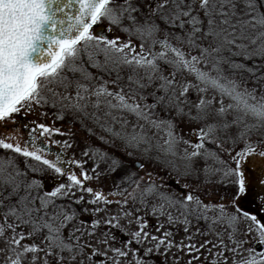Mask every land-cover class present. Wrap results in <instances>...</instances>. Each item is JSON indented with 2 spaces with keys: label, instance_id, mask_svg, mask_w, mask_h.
Listing matches in <instances>:
<instances>
[{
  "label": "snow or ice",
  "instance_id": "snow-or-ice-1",
  "mask_svg": "<svg viewBox=\"0 0 264 264\" xmlns=\"http://www.w3.org/2000/svg\"><path fill=\"white\" fill-rule=\"evenodd\" d=\"M105 22L108 32L118 29L125 38L97 32V27ZM101 53L103 64L96 59ZM85 54L92 67L116 74L111 83L118 91L109 90L107 80L94 88L89 86L92 74L81 64ZM236 56L246 61L264 60V0H0V123H15L17 115H28L47 105L46 92L60 96L50 86L68 89L73 82L66 73H79L75 103L65 107L87 115L90 104L96 110L103 106L107 109L104 115L113 120L117 119L114 112L134 116L139 132L135 128L131 133L127 131L125 117H120V131L104 128L123 141L127 149L146 146L144 151H151V137L139 124L147 122L157 131H164L163 143L155 147L165 157H177L181 143L192 148L188 152L186 147L179 157L185 161V177L195 175L197 181L200 179L195 160L203 157L220 165L204 168L205 185L213 183L211 178L220 173L236 189L231 194L232 211H228L223 203L205 204L197 194L198 185L185 182V191L176 194L164 190L151 178V173L142 184L143 178H137L135 172L128 173L120 160L99 151H85V157L91 154L110 161L109 172L125 171V177L115 185L117 190L105 195L86 184L93 179L99 181L103 173L93 169V175H89L81 161L65 160L61 154L55 160L47 158L49 145L41 138L65 133L33 120L24 125L30 128L27 139L21 141L15 135L0 138V243L4 245L0 253L4 254L5 264H153V254H161L162 248L165 257L176 249L173 264H181L183 256L179 254L188 256L184 264H264V193L253 191V183L242 170V161L247 158H264V148L258 149L250 139H245L264 130V94L258 100L255 88L242 89L234 78L238 72L247 71L258 84H264V76H256L252 68L236 63ZM125 69L129 73L127 91L121 85L120 75ZM166 71L168 75L164 74ZM185 74L194 76L198 83L178 79ZM156 83L158 88L151 93L154 102L146 103L148 97L141 95V90ZM193 88L198 93H218L219 107H213L214 99L201 97L190 101L188 96ZM225 99L231 103L225 104ZM51 106H57L54 99ZM160 106L174 109L180 122L190 126L189 134L197 142L177 134L176 118L153 119L152 111ZM230 113L237 114L231 121L227 119ZM249 117L254 121L251 124L246 122ZM58 118L63 119V115ZM96 120L99 122V117ZM233 127L239 130L231 138L232 143L244 140L246 144L235 155L228 152L224 147L227 141L218 135ZM208 143L228 153L231 163L221 159L217 151L206 148ZM259 143L264 144V138ZM71 147L64 141V148ZM127 155L132 156L133 152L128 151ZM18 157L24 158L26 169L20 167ZM65 164H74L80 169L79 174L66 169ZM138 166L144 167L142 163ZM45 170L56 177H66L67 183L60 182L54 190L43 191L41 180L30 173ZM125 183L128 187H122ZM256 183L264 189V176L257 178ZM75 190L92 198L85 201L84 195L77 197ZM249 195L260 200L255 213L243 206ZM109 196L120 199L113 201ZM65 198L76 205H96L92 215L107 211L106 207H99L101 204L115 203L120 211L93 220L91 231H82L81 219L80 226L66 234L65 229L78 219V213L71 203H57ZM149 208L158 221L154 231L145 218ZM171 209L179 216H174ZM209 211L218 215L208 224V232H216L218 224L227 225L230 244L218 232L219 243L208 240L197 245L191 243V235H187L189 243L175 241L169 227L183 225L188 234L189 217L208 221ZM83 212L87 213L88 208L84 207ZM243 221L249 222L246 230L240 228ZM105 226L107 230H103ZM84 236L89 239L81 243ZM212 249L218 250L209 261L204 251L212 256Z\"/></svg>",
  "mask_w": 264,
  "mask_h": 264
},
{
  "label": "rangeland",
  "instance_id": "rangeland-1",
  "mask_svg": "<svg viewBox=\"0 0 264 264\" xmlns=\"http://www.w3.org/2000/svg\"><path fill=\"white\" fill-rule=\"evenodd\" d=\"M106 24V22H105ZM107 25V24H106ZM119 36L121 35V33L118 34ZM138 43V42H137ZM235 50V49H234ZM193 54H196L195 52H193ZM226 55H228L226 53ZM97 60L100 61L101 64H103V54H99L96 57ZM233 60L236 63H243L245 64L246 68H252L253 71L255 72L256 76H264V60H261L259 58H254L252 60H244L243 57L241 56H236L233 57ZM81 64L83 66V68L92 74L93 79L89 83V86L94 88L96 86H98V84L102 81L105 80V76L107 71H104L103 69L100 68H94L91 66V63L88 62V57L85 54L83 56V59L81 61ZM210 70V68H209ZM165 75H168L169 73L166 71L164 73ZM215 73H213L214 75ZM226 75L230 74L228 72L225 73ZM66 75L68 76L69 81H72V87L65 89L62 86H58V85H51L50 87H52L56 92L60 93V96L58 97H53L51 92H46V95L49 97V103L43 107H38L37 111L33 112V116H39L36 120L39 123H45L47 126H51L53 127L54 125L57 126H63V127H82L84 129H88L91 127H94L95 125L101 124V125H109V124H113V125H122V121L120 120V117H125L128 121V127H130V129H136V127H139L137 120L134 116L126 114V113H120V112H114L113 115L117 117L116 120H113L112 117L109 116H105L104 113L107 111V109L105 107H101L100 110H96L94 108L91 107V104L89 106V108L87 109V115L84 113H77L74 110H72L70 107H65V105H71L72 103H75V81L77 79H80L79 73L73 74L71 72L66 73ZM140 75H143V72L140 73ZM235 79H237L243 88H248L250 91L255 88L256 89V97L259 100L260 96L262 94H264V84H258L256 79L252 76V73H249L247 71H243L242 74L241 73H237L234 77ZM179 80H187L190 81L192 83H198L194 76H188L185 74L184 77H178ZM128 83V82H127ZM109 86V90H113V91H118L119 89L116 87V85H108ZM125 87V91L128 90L127 88V84L124 85ZM158 88V83L153 84L149 89L147 90H141V95H145L147 96V100L146 103H153L154 102V98L152 97L151 93L155 92L156 89ZM67 96L69 97L68 100H62L61 98ZM205 98L208 100H213L214 99V104L213 107L217 108L219 107V94L213 92L212 90H209L207 93H198L197 90L195 88L191 89L189 92V96L188 99L190 101H197L198 98ZM56 101L57 106L55 108H53L51 106L52 100ZM95 98L92 97V100H94ZM227 103H231V101L225 99V104ZM186 111L188 110L187 108L185 109ZM147 111V109H146ZM194 112V109H193ZM40 113H47L46 116L44 115H40ZM63 115V119H59L58 116L59 115ZM237 114L236 113H230L227 117V119L229 121L233 120L235 118ZM96 117H99V122H97ZM152 118L153 119H169V118H176V122L178 123V129H177V134L181 135L184 137V139H188L191 142L195 143L197 142V138L195 136H191L189 134V128L190 126L187 125L186 123L180 122L179 118L176 117V113L174 109H168L164 106H160L157 109H154L152 111ZM45 119V120H44ZM46 120H49V123L46 122ZM247 123L251 124L254 121L249 117L246 120ZM140 125H143L145 131L147 132V134L151 137V142H152V147H151V151L149 152H145L144 151V147H142L143 149L139 152V151H132L133 155L130 157L132 160L133 159H138L139 161H141V163L144 165V167L141 169L140 168V173L143 174L146 182L148 181L149 177H148V173L152 174V179L155 180L157 178L158 174H165L168 175L169 177H172L174 179H177V181H179L180 185H183L185 182L190 183V184H194V185H198V189H197V194L200 196L201 200H205V197H209V200H211V198L217 197L221 191V193L224 192V195L226 196V200L222 199L218 202V204L223 203L226 205V207L228 208L230 203L228 202L231 199V195L228 194V189L229 186L231 185L228 180H225L222 176V174L217 173L215 176H213L211 179L213 181V183L211 184H204V168L205 167H220L219 164L215 163L213 160H207L205 161V159L203 157H198L195 160V167L196 169L199 170V177L200 179L197 181L195 179V175L192 177H185L184 176V163L185 161L181 160L179 157L183 156L184 154V149L187 147L188 152L192 151V148L189 147L188 145H184L183 143H181L178 146V156L173 158V157H165L162 153H160L158 151V149L155 147L157 143H163V140L165 138V133L163 130L157 131V129L153 128L150 124H148L147 122L144 121H140L139 122ZM191 127H198L197 126H191ZM242 127V125H241ZM238 128L237 127H233L232 129H230L227 133H218V135L220 136V138L224 141H227L224 144V147L228 149V152H230L232 155H235V153L237 151H242L245 147V141L244 140H238L235 144L232 143V137H234L237 132H238ZM1 134L0 137L3 138L5 136H10V135H15L19 138V133L18 132H13V131H5V129H1ZM261 138H264V130H261V132L257 133V132H253L250 134L249 137H245V139H250L251 143L253 145H257L258 149H260V146L262 144L259 143V140ZM219 142V141H218ZM206 148H208L211 151H217L218 154L220 155V158L228 161L229 163H231V160L229 159V155L228 153L219 151L216 147L215 144L212 143H208L206 144ZM121 151H123L122 149H120ZM117 151V149L115 150ZM72 152V157H77V154H79L78 152H76L74 149H71ZM120 152V151H119ZM122 153V152H120ZM124 153V152H123ZM255 157H259L258 155L254 156ZM171 160L172 163H168L167 161ZM260 166V165H259ZM260 168V167H259ZM242 170L245 172L246 174V179L251 181L253 183V191L254 192H261V189L259 188V185L256 183L255 177L257 176V178L262 177L263 173L261 171V169H257L254 170L251 167L250 164V157L245 160L242 161ZM255 171H260L259 174H255ZM256 175V176H255ZM223 180V183H221L220 181ZM233 186H231L232 188ZM220 193V195H221ZM252 195H249V197H251ZM224 197V196H223ZM254 200H256L257 202V209H259V205H260V200L258 198H255L254 196H252ZM230 198V199H229ZM112 206V205H110ZM261 211H264V209H261ZM147 213L149 215H151V210L149 211V209H147ZM247 221H243L242 225L240 226L241 229H245L247 228ZM216 232L220 233L223 235V238L225 239L226 242H228L230 244V242L227 240L228 237V233L230 232V229L228 228H219L216 227ZM216 232H208V229H203L202 226V219L197 221L195 218H193V225H192V229L190 231V234L193 237V240L191 241L192 243H195L197 245L204 243L205 241L211 240L214 243H219L218 237L216 235ZM201 233H207L205 234H201ZM253 235H255V233H253ZM179 241L183 240L185 243L188 242L187 240V234H179L178 235ZM4 245L3 243H0V248H3ZM218 249H212L213 255L210 256V259H214L215 256V252ZM208 252L207 250L204 251V256H207ZM209 256V255H208ZM0 264H5V259H4V254L0 253Z\"/></svg>",
  "mask_w": 264,
  "mask_h": 264
},
{
  "label": "flooded vegetation",
  "instance_id": "flooded-vegetation-1",
  "mask_svg": "<svg viewBox=\"0 0 264 264\" xmlns=\"http://www.w3.org/2000/svg\"><path fill=\"white\" fill-rule=\"evenodd\" d=\"M103 26H105V31H107V25L104 24ZM108 32V31H107ZM110 34V37H116L119 36L118 34L121 33L120 37L122 39L125 38V34L120 32L118 29H113L112 32H108ZM128 70L125 69L123 71H121L120 75L122 77L121 80V85L124 86L127 84V75H128ZM116 74L113 73H106L105 76V80H107L109 82V85H114L111 83L112 80L115 79ZM39 116H33V112L29 113L28 115H17L15 118V123H13L12 121H8L7 123H0V131L1 129H5V131L9 130V131H13V132H18L19 133V139L21 141L27 139V134L28 131L30 130V128H26L24 127L25 124H29L30 122L33 120H36ZM45 120V119H44ZM47 123H49V120H46ZM49 126V125H48ZM51 127V126H49ZM107 127H113L115 128V130L120 131L122 125H113V124H109V125H103V127H101V124L95 125L94 127L88 128V129H84L82 127H63V126H57L54 125L53 128H59L62 132L65 133V135H58V134H53L50 137L47 138H41V141L44 144L49 145L48 147V151L45 153V155L47 156V158L55 160L56 155L57 154H61L62 158L67 160V159H73L74 157H72V152L71 149H74L76 152H78L79 154H77V157H75L74 159L81 161V163H83L84 165V170L88 172L89 175H93L92 170L96 169L97 172H101L104 175L101 176V179L99 181L93 179L92 181H88L86 182L87 186L93 187L94 189L100 190L102 191L105 195H107L110 191H116V184H119L121 182V180L125 177V171H121L118 170L117 172H109V163L110 161H105V160H101L99 156L96 155H89L88 157H85L83 155V153L85 151H99L100 153H105L108 157L111 158H115L118 159L122 162V164L125 166V169L127 170L128 173L131 172H135L137 178H143V180L141 181V183L143 184L144 182H146L143 174H141L140 168L138 166L139 163H141V161H139L138 159H131V156L127 155L128 151H134L135 149H127L126 145L124 144L123 141L116 139L115 137L111 136L108 132H106L104 130V128ZM136 131L139 132L140 131V127H136ZM127 131L129 133H131L133 130L130 129V127L127 126ZM1 134V132H0ZM1 138V137H0ZM64 141H68L72 147L71 148H64ZM38 143H40V141H38ZM264 144H262L260 146V149H262V146ZM256 148L257 145H253ZM144 146H141V148L139 150L136 151H141ZM117 149V151H115ZM120 149H122L123 151H121ZM122 153H120V152ZM124 152V153H123ZM18 161L20 162V167L22 169H26V164L24 162V158L23 157H18ZM28 163H31L33 165L36 164L35 161H29ZM97 165H99V167L97 168ZM64 167L66 169H70L73 172H76L77 174H79L80 169L77 168L74 164L69 166L67 164L64 165ZM30 175L33 178L36 179H40L41 182L44 185V189L43 191H51L54 190L55 186L58 185V183L60 182H64L67 183V179L66 177L64 178H59L56 177L55 175H53V173L50 170H45V171H38L35 173H30ZM157 184H160L163 186L164 190L169 191V192H174L176 194H180L183 191H185L182 188V185H180L179 183H177V179H174L172 177L168 178V175L165 174H158L157 178L154 180ZM232 185L229 186L230 189H228V194H232L235 192V188L232 187ZM122 187H128L127 183L123 184ZM76 191V196L79 197V195L83 194L85 197V201L91 199L92 197L88 194V193H80L78 190ZM221 193V191H220ZM211 198V200H209V197H205V200H202L205 204H209V205H218V202L222 199L226 200V196L224 195V192L221 193V195ZM42 194V193H41ZM224 196V197H223ZM109 199L115 201L120 199L119 196H109ZM230 199V198H229ZM231 199L228 201L230 203ZM57 203H64L65 205L71 203V207L73 209H75L78 213V219L76 221H74L68 229H65V233L67 234L68 231H71L73 228L80 226V220L82 219L84 221V226L82 228V231H91L90 225L91 222L95 219H100V218H105L108 215H115L117 212L120 211V207L118 205H116L115 203L112 204V206H105L103 204L99 205V207H106L107 211L104 213H98L96 215H92V213L94 212V209L97 207L96 205H87L86 203L83 205H76L72 199L70 198H65L64 200L61 201H57ZM139 206V205H137ZM243 206L249 210L250 212H257V202L256 200L253 199V197H246L243 200ZM87 207L88 208V212L85 213L83 212V208ZM151 209L149 208V211ZM228 211H232V208L229 207L227 208ZM172 212V214L174 216H179V213L175 210V209H171L170 210ZM218 215L217 212H213V211H209L208 212V216L209 219L208 221H205L202 219V226L203 229L205 227V229H208V224L211 223L212 219L215 218V216ZM149 224H150V228L151 230L154 231V227L155 225L158 223L157 219L155 217H153L152 215L147 214L145 217ZM193 218L194 217H189V219L191 220V225H190V231L192 229V225H193ZM180 219H183V217H180ZM249 222L247 221L246 224H248ZM242 225V223L240 224V226ZM183 225H179L175 228H171L169 227L168 230H172L174 231L175 234V241L179 242V238L178 235L179 234H184L183 231ZM216 227H223V228H227V225L225 224H218ZM103 230H107V227L105 226V228ZM190 231L187 235L190 234ZM77 235H80V233H77ZM118 237H120L121 239H123L124 237L120 234L117 233ZM89 239L87 236H84L81 239V243H83L85 240ZM92 243L95 244V239H92ZM186 243H189L186 242ZM192 243V242H191ZM259 247V246H258ZM164 252L163 248L161 249V254H153L152 260H153V264H173V260H174V256L173 253L176 252V249H173L172 252H169L167 254V257H165L162 253ZM183 256V259L181 260V264H184V262L188 259V256L185 254H179ZM208 257V260L210 261L211 259L209 258L210 256H206Z\"/></svg>",
  "mask_w": 264,
  "mask_h": 264
},
{
  "label": "bare ground",
  "instance_id": "bare-ground-1",
  "mask_svg": "<svg viewBox=\"0 0 264 264\" xmlns=\"http://www.w3.org/2000/svg\"><path fill=\"white\" fill-rule=\"evenodd\" d=\"M250 164L254 170H257V169H261V171L264 170V158H261V157H255L254 158V156H252V157H250ZM255 172H256L255 173L256 175L260 173V171L259 172L255 171ZM262 173L264 176V171H262ZM255 180L257 181V176L255 177ZM259 188L261 189L262 192H264V189H262L260 186H259Z\"/></svg>",
  "mask_w": 264,
  "mask_h": 264
},
{
  "label": "water",
  "instance_id": "water-1",
  "mask_svg": "<svg viewBox=\"0 0 264 264\" xmlns=\"http://www.w3.org/2000/svg\"><path fill=\"white\" fill-rule=\"evenodd\" d=\"M97 32H99L100 34H105L110 36V34L107 31H105V26L103 25L97 27ZM262 148H264V145L262 146Z\"/></svg>",
  "mask_w": 264,
  "mask_h": 264
}]
</instances>
